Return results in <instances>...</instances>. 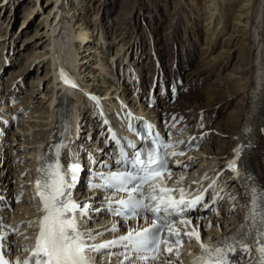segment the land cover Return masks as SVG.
Masks as SVG:
<instances>
[{
	"label": "bare ground",
	"instance_id": "6f19581e",
	"mask_svg": "<svg viewBox=\"0 0 264 264\" xmlns=\"http://www.w3.org/2000/svg\"><path fill=\"white\" fill-rule=\"evenodd\" d=\"M17 1L18 0H12L8 2L6 7L3 5V0H0V8H2L0 11L5 9L4 17H6L8 12L11 15L10 17L8 16V18H5L7 19L6 21L9 20L7 24L6 22H1L0 28H3V30H1L0 35L2 36L5 35V29L8 27L10 21H12L18 12L21 11V7L17 8ZM86 1L85 5L88 7L87 12L91 10H93V13L96 14L102 12L103 20L104 17L108 18V16L112 14L113 9L109 7L110 0ZM98 1L101 5H103V7H101V5L99 6L100 3L97 5ZM135 1L139 2V5L136 7L135 12L133 9L130 10V12H132L131 14H133L130 16V22H132V33L136 27H138V24L142 25L141 29L143 30L144 24H142L141 21H147L149 31L154 34L153 55L148 54V56H150L151 61H154V52H156V57L158 58L154 61L155 63L153 62L149 64V66L159 64L161 66L162 74H164L161 78H159V75L157 74V79L155 80L151 79L150 76L148 80H145V82L152 84L151 87L156 85L158 82L162 83L165 76L168 75L167 70L169 67L174 65V73L176 74L175 87H169L167 83L164 84L165 86L162 85L159 90L158 95L166 92L164 99L165 104L167 105L164 111L160 110V116L167 121L169 126L168 131L173 137H175V141L177 140L176 137L178 136L177 134L179 133L180 127H182L181 131H184V133H186L188 128H190V131L187 133L189 136H186L185 141L179 143V149L185 145L188 138V143L191 144L192 149L197 148L196 152L190 151V153L184 155L183 159L182 156L180 162L175 163L176 165L174 169L181 175H185L187 172L189 175L187 176L188 179L190 178L194 181L200 177L210 175L209 171L218 167L217 170L222 171L223 175H227L226 177L229 178L232 172L230 171V168L227 169V166L229 165V162L231 163L234 156H236L235 150L242 147V149H245L248 154L247 161L243 162L245 167H243V172L247 173L244 174L245 177L243 178L237 177L234 184H236L240 190L243 206L246 205L250 207V205L253 204L251 203L253 197L248 196V194L252 193V189H256V187H260L259 191L264 189V0H242V3L244 4L240 6V9L243 10H240L241 12L233 17L230 15V11L228 10L229 8L224 7V4H228L230 0H207L208 16L203 20L201 25L200 23L198 24V22H200L199 16L193 14V11L188 9V3L184 0H169V4L173 5V11L168 9L167 2H165V4L158 5L157 3L154 4L151 1L148 2V0ZM61 2L63 6V0H47L45 2L47 5L46 9H48L49 12L47 14V21L46 23H40V25L37 24L36 31L34 32L38 35V38H40L39 43L41 46L34 48V56L31 55L32 52L24 56L26 65L30 63L28 73L26 71L23 72L22 70L20 74L14 72V65H18V61H16V64L13 66L9 64L5 68V70H9L10 73H13L11 78L12 81L9 82L8 79H5V74H1L0 76V87L3 90L1 98L4 99L3 101L0 99V103L4 104V106L1 107H8L11 109L13 115L17 114L19 116V123L20 121L25 123L26 118H29L30 121L28 122L29 125H25L26 130L22 125L23 123L19 124L20 127L18 129L20 132L22 130L25 132H21V134L17 135L15 138H12L11 136L8 140L11 144L9 145V151H12L13 147H17V150L15 151H18L19 155H10L11 159L7 160L10 165H8L6 172L1 177L7 188H11L14 182L19 181L18 177H23V172L25 171V179H21L22 184L25 180L28 182L34 180V176L31 178L29 175L33 169H38L40 165L36 147L37 145L39 146V144L41 146L44 141H52L53 137L56 138L58 131H54V126H52L53 124L58 122L62 117L64 118L66 115H71V117L69 116L68 123L69 127H73L75 122L72 121V117L78 121L80 113L86 114L85 111L87 104L83 99L81 91L88 90L91 99L92 97L97 98V100L92 99L95 103H98L99 105L103 104V107L107 105L104 98L99 96L100 93L96 96L92 94L93 87L90 89V86L97 82L94 80L91 84H88L91 80L87 79L88 73L94 74L95 71L89 67L87 68L88 73L83 72L82 66L83 64L89 62V56H91L90 54H93L92 52L96 51V47L100 44L99 41H107L105 32L108 33L110 31V25L108 22H104L101 25L103 32L100 33V40L98 42H94L93 46L89 48V55L83 54L86 51L84 49L86 45L83 44L94 35L92 33V22H90L92 20H89V22H87V20L81 22L79 18H75L76 12L74 11H76L78 7L74 6V3H71V0H65V7L62 8L59 6L61 5ZM196 2L199 4L201 0H197ZM11 3L13 4L12 8L10 7ZM151 4H154L152 10L148 7H151ZM146 6L148 7L147 9L144 8ZM38 8H44L43 4L40 6V4L38 2L36 3L35 0H29L26 10L29 25L34 21V17L36 16L35 14L36 12L38 13ZM85 8L86 7L83 9ZM149 9V14L144 12ZM244 10L245 13H242ZM192 15H194L193 18L191 17ZM164 18H166V20L170 23L176 19V24H170V26H168V22L166 20L163 21ZM147 19L162 22V32L156 34L155 29L151 27V24L148 23ZM192 19H194V21ZM187 21H192L194 23L193 25H195L193 27H199V31L201 30V34H196L198 35L196 37L199 39L196 43L192 42L191 44L190 42V44H187L190 40H193L192 35H190V29L188 30L189 35L186 33L187 25L185 24H187ZM2 24H4L3 27ZM230 26H232V28L239 27V31L243 37L242 43L246 48L245 52L247 56L245 60L241 59L240 63L230 67L229 71L225 73V78L224 76L221 77V71L223 72L224 70H228L230 65L228 62L231 60L232 56H234L230 46L233 38L229 37L227 40L226 38L223 39ZM182 27L184 28L185 34H182ZM27 33L28 31L26 32V29H24L22 34L26 35ZM122 33V31L119 34L117 33L114 38L118 39ZM187 36H189V39ZM143 40L144 38L142 37V34H137L134 41H126L127 51L137 52L139 48L143 47ZM168 41H171V44L167 43ZM30 46V43H26V45L21 48V52H27L28 49L30 50ZM179 48H182V52H185L187 55L200 52L201 57L199 55L196 57L197 59L190 60L187 67L185 65L179 66ZM16 49L18 48L16 47ZM19 51L20 48L18 49V52ZM164 54L169 56L168 61H170V58L173 59V63L169 67L164 64ZM203 55L206 56L202 58ZM116 56L117 55H115V57ZM23 61L24 59H22L20 63ZM47 63L51 65L50 68H48L49 70H47L45 75H40V71L44 67V64ZM1 66L2 64L0 67ZM65 66L71 68L67 69L68 71L73 69L71 72L73 73L74 78L81 83H84L80 84L79 87L74 88L76 94L78 93V104H74L68 110L62 111L59 107H53L52 97L53 88H58L57 81L60 77V71ZM102 66L103 69H106L107 65L102 64ZM52 71L54 73V78ZM24 74L26 76L21 79L20 77ZM134 74H136L137 77L140 76V73L135 70ZM169 75H171V72H169ZM210 76H212V79ZM28 77L33 78L32 81L34 83V89H32V91L28 94L30 99H20L18 95ZM185 78L186 83L181 84L182 80ZM16 79L17 81L13 82V80ZM46 81H49L48 87L49 85H52L51 88L44 92L43 87L41 91L36 93V88L38 89L40 86L42 87ZM226 83L228 84V87L225 90L224 85H226ZM124 90L125 92L127 90L125 94L128 96L132 93L128 91L130 90L129 86L124 88ZM107 91L110 90L108 89ZM149 92L150 91H148L147 94ZM42 93L45 94V98H48L46 102L49 101L44 115L40 112V105L43 101H39L40 96L38 97V95H41ZM97 93L98 92L96 91V94ZM135 94L136 96L141 97V99H144V87H140L139 90L134 93V98ZM128 96H121L119 102H113L114 104L111 105L112 108H116L117 110L120 107L118 112L122 116H124V110L128 109L129 111H132V109H134L132 103H126L130 102V100L126 101L128 100ZM13 98V104L9 105L7 100L13 101ZM33 102L34 104H32ZM31 104L34 109H30L32 106ZM142 105L139 108L140 113L148 115L151 109L148 110L146 107L143 109L144 107ZM210 107L212 108L211 110ZM107 109H109V107L107 108L106 106L105 112ZM82 110H84V112ZM208 111H211V114L208 115V121H206L203 119V116L207 115ZM220 113L224 116L217 119V115ZM1 114L3 115V113ZM36 114H39L38 117L43 119L41 120L42 122L38 120ZM194 114L196 118L193 122V119L190 120V118ZM82 117L84 120V115ZM6 119H9L8 116H6ZM32 122H34V124H32ZM213 122V126H210ZM27 126L36 130V133H34L37 135V139L31 140L34 133L28 136L26 131L31 129ZM251 126H253L251 133L248 135L244 134V130ZM211 127L216 128V133L209 132ZM217 130L219 131L218 133ZM181 137L182 134H179V138ZM205 141L209 144L204 150V154L207 156L212 155L211 159H214V164H212L211 160L210 163L205 165V162H207L210 158L200 155L202 149L201 145L205 144ZM92 145L93 144L91 143V146ZM91 148L93 149L94 147ZM7 149L8 147H6V150ZM192 152H195L196 154L194 153L195 155L191 156ZM23 153L26 154L24 160H22ZM40 153L44 155L45 149L40 151ZM65 156L66 155H63V153H60L58 157L59 161L61 162ZM179 156L180 155H178L177 158ZM32 157L34 159H32ZM199 168H202L203 172L206 170L209 171L207 173H203L198 171ZM247 168L248 171H246ZM177 184L178 186H183L184 182L180 179ZM229 187L230 186L224 188V197L231 199V202L224 204L223 199L225 198H220L213 203L211 211L208 215L204 216L202 221L199 220V218L200 215L207 212L205 210L199 211L195 215L197 217L193 220L195 225L200 223L202 229H206L208 234L212 237L211 239L222 240L225 236H228L230 232H240L252 221L253 208H249L248 212L245 213L244 208L239 212V210H237L238 206H230L232 203L236 204L237 197L233 198L235 192L232 193L233 190L228 189ZM24 190H27L28 192L22 193V197H24L23 199L21 198L22 202L20 203V205L23 206L22 208L29 207L30 202H27V200L32 196H28L30 192L29 189L24 188ZM9 195L12 198L14 197L13 193H10ZM89 199L91 198L87 196L85 198V202L89 201ZM256 206L259 207L258 202H256L255 207ZM29 210L30 215H28L32 216L35 213V210L31 207H29ZM16 212L19 214L18 220L13 223L12 226L18 225L19 222H22V224L17 226L18 233L13 234L10 247L12 251H16L17 253L22 251L23 247L21 244H24L25 242V238L18 239L19 233L26 235L27 232L33 228L32 225L29 226V221L33 217H27V215L25 216V214H22V212L20 210L18 211V209ZM193 241H197L195 237ZM187 246H176L174 251H178L180 254L182 250H185L183 253V257H185L187 253ZM190 246L193 247L192 245ZM242 253L243 254L240 255L242 262H239V264H250L253 251H242ZM244 254H246V256L243 258ZM150 264H160V262L156 261L151 262Z\"/></svg>",
	"mask_w": 264,
	"mask_h": 264
},
{
	"label": "snow or ice",
	"instance_id": "6c2138e0",
	"mask_svg": "<svg viewBox=\"0 0 264 264\" xmlns=\"http://www.w3.org/2000/svg\"><path fill=\"white\" fill-rule=\"evenodd\" d=\"M61 78L65 80V83H71L72 87H78L68 80L63 70H61ZM92 99L97 100L96 97ZM105 123L108 122L105 121ZM112 138L116 139L114 135ZM153 143L155 147L146 151L137 150L131 154V157L121 149L118 163L126 165L125 171L109 172L107 175L98 173L97 176L104 183L89 185L91 189L104 188L115 193H125L126 199L114 201L118 207L112 208V214L135 218L138 215L150 213L149 226L140 230H131L116 240L90 244L89 240H94L95 235L85 226V222L89 218V213L98 211V209L88 203L78 202L72 193L82 166L74 158L66 165H61L57 159L55 164H42L38 169L41 175L36 181V192L41 203L42 216L34 248L22 249V252H30L25 260L5 259L8 255V250L5 248L8 238L0 235V264H93V253H99L102 249H110L118 245L137 254H151L150 256L137 255L136 259L156 261L161 255L171 256L173 248L168 245L174 243L181 246L183 244L179 232L173 231L176 225L173 217L183 216L196 205L202 204L204 196L200 195L195 199L186 200L187 193L184 189H173L167 186V180L171 179L172 175L168 167L170 157L184 155L183 151H169V149H175L182 141L174 144L159 139L157 134V139ZM129 146L136 148V145L131 142ZM236 157L239 158V149L236 150ZM229 168L239 175L235 159L229 164ZM216 183L213 181L209 188L214 187ZM257 197L259 209L255 207ZM112 202L113 200L109 198L110 205ZM252 203V222H256L257 214H259L257 229L249 233L246 227L244 232L233 237L235 243L225 245L224 241H214L205 245L201 242L200 255L193 261V264H232L226 257L238 250L245 252L255 250L257 264H264V189H261L259 193H254ZM183 222L182 220L181 223ZM31 223L33 222L30 221L29 226ZM2 227L7 226L0 224V228ZM164 228H168L169 231L166 236L162 237ZM111 231L115 232L116 228L113 227ZM184 235L188 236L189 240L195 237L198 242L201 241L196 229L185 232ZM246 235L254 241V249L249 247L244 238ZM161 243L166 245L163 252H161ZM175 255L179 256V252L176 251ZM125 259L131 261L132 257L126 255Z\"/></svg>",
	"mask_w": 264,
	"mask_h": 264
},
{
	"label": "rangeland",
	"instance_id": "374dc122",
	"mask_svg": "<svg viewBox=\"0 0 264 264\" xmlns=\"http://www.w3.org/2000/svg\"><path fill=\"white\" fill-rule=\"evenodd\" d=\"M80 1V2H79ZM78 1V9L76 10V11H79V15H80V19H81V22H84L85 20H87V22H89V20H92V21H90V22H92L91 24H92V29L95 31V32H97L98 30H99V27L104 23V22H108V24L110 25V33H109V36H110V42H111V45H110V49H113L114 51H116V54L115 55H118V53H119V55L121 56V58H122V54H123V50H122V48L124 49V46L126 45V41H129V40H133L134 41V39L136 38V36H137V34H142V37L144 38V40H143V47H146V48H148L149 46H148V44H149V42H153L154 41V34H152L150 31H149V29H148V27H147V21L145 20V21H141V23L142 24H144V26H143V30L141 29V24L139 25L138 24V27H136V29L134 30V32L132 33V22H130V16H132L133 14H131L132 12H130V10L131 9H133L134 10V12L136 11V7L139 5L138 3L139 2H136L135 0H110V5H109V7L111 8V9H113L112 10V14L110 15V16H108V18H105L104 17V20H103V17H102V12H100L99 14H96V13H93V10H91V11H88L87 12V10H88V7L85 5L86 4V0H79ZM86 1V2H85ZM109 1V0H108ZM149 1H151V2H153L154 4H165V2H167V7H168V9H170L171 11H173V5L172 4H169V0H148V2ZM184 1H186V3H188V9H190V11H193V14H196V15H198L199 16V21L200 22H198V24L200 23V25H201V23L203 22V20L208 16V14H207V9H208V3H207V0H201V2H199V4H197V0H184ZM228 1V0H227ZM227 1H225V2H227ZM46 1H44V3H43V7L44 8H38V13L40 14H36V16L34 17V21L29 25L28 23H27V25H26V27L24 28V29H26V32L28 31V33L24 36L25 37V42H27V44H31V46H30V50L28 49V51L27 52H24V54L25 55H28L30 52H32L31 53V55L32 56H34L35 55V51H34V48L35 47H40L41 46V44L39 43V39L40 38H38V35L36 34V33H34L35 31H36V25L38 24V25H40V23H46V21H47V14L49 13L48 12V9H46V7H47V5H46V3H45ZM100 2L98 1L97 2V5L99 4ZM154 4H151V7L150 6H148L151 10H152V8H153V6H154ZM242 4H244V3H242V0H230L229 1V3L228 4H224V7H228L229 9V11H230V15L233 17V16H235V15H238V13H240L241 11L240 10H243V9H240V6L242 5ZM85 5V6H84ZM101 5V3L99 4V6ZM98 6V7H99ZM84 7H86L85 9H83ZM101 7H103V5H101ZM147 6L146 7H144L145 9H147L148 8ZM246 7V6H245ZM0 9H2V8H0ZM150 9L149 10H145L144 12H147V14H149V11H150ZM39 10H40V12H39ZM93 13V14H92ZM242 13H245V10L242 12ZM95 14V15H94ZM0 26H1V22H6V20L7 19H5L6 17H4V15H5V13H4V15L2 16V13H1V11H0ZM39 15V16H38ZM192 18L194 17V15H192L191 16ZM76 18V17H75ZM74 18V19H75ZM33 19V18H32ZM195 19V18H194ZM194 19H192L193 21H194ZM148 20V23L149 24H151V27L152 28H154L155 29V33L157 34H159V33H161L162 32V29H163V27H162V22H156V21H154V20H149V19H147ZM164 20H166V18H164L163 19V21ZM9 21V20H8ZM151 21V22H150ZM167 21V20H166ZM144 22V23H143ZM168 23H167V25L168 26H170V24H176V19L175 20H173V22L172 23H170L169 21H167ZM192 22V21H191ZM190 21H187V24H185V25H187V32L186 33H188V35H189V32H188V30L190 29V35H192V38H193V40H190L187 44H190V42H191V44H192V42H194V43H196V42H198L199 41V39H198V37H196V36H198V35H196V34H201V30L199 31V27H193V26H195V25H193L194 23L192 22L191 23ZM5 24V23H4ZM4 24H2V27L4 26ZM6 24H7V22H6ZM126 24H128V25H126ZM192 24V25H191ZM29 25V26H28ZM165 25V24H164ZM6 26V25H5ZM140 26V27H139ZM28 27V28H27ZM128 27V28H127ZM131 27V28H130ZM189 27V28H188ZM5 28V27H4ZM23 29V30H24ZM1 30H3V28L1 29L0 28V31ZM23 30H22V33H23ZM191 30H193V31H191ZM121 31L123 32L122 34H120V37L118 38V39H116V38H113V37H115V35H117V33L119 34V33H121ZM182 34H185V32H184V28L182 27ZM3 34V33H2ZM114 34V35H113ZM234 34V35H233ZM43 36V35H42ZM148 36H150V37H148ZM39 37H41V36H39ZM105 37H106V35H105ZM188 37V39H189V36H187ZM186 37V38H187ZM229 37L231 38H233V41L231 42V48H232V54H234V56H232V58H231V60L228 62V64H230L229 65V68H228V70H224L223 72L221 71V77H225V73L226 72H228L229 71V69H230V67H232V66H234L235 64H238V63H240L241 62V59L243 60H245L246 59V48H245V46H244V44L242 43L243 42V40H242V36H241V32L239 31V27L238 28H232V26H230L229 28H228V32L224 35V37H223V39L224 38H226V40L227 39H229ZM101 38V37H100ZM107 38H109V37H107ZM106 38V39H107ZM150 38V39H149ZM93 39V38H92ZM95 39V38H94ZM149 39V40H148ZM23 40V39H22ZM125 40V41H124ZM148 42V43H147ZM171 42V41H170ZM169 41L167 42V43H169V44H171ZM22 43V42H21ZM94 43V42H93ZM98 44V43H97ZM106 44V43H105ZM125 44V45H124ZM141 44V43H140ZM99 45V44H98ZM150 45H152V44H150ZM18 46V45H17ZM16 46V47H17ZM23 47V46H22ZM21 47V48H22ZM143 47H141V48H143ZM33 48V49H32ZM43 48V47H42ZM141 48H139V50L141 49ZM37 49V48H36ZM83 49V48H82ZM90 50V49H89ZM100 50V48H98V47H96V51H99ZM138 50V51H139ZM95 51V52H96ZM137 51V52H138ZM178 51H179V53H180V55L178 56V60H179V63H178V65L179 66H186L187 67V64H188V62L190 61V60H192V59H197L196 57L197 56H199L200 55V57H201V54H200V52H196V53H192V55H187L185 52H182V48H179L178 49ZM94 52V53H95ZM101 52V51H100ZM137 52H131V54L132 55H134V53L136 54ZM127 53V52H126ZM182 53V54H181ZM148 54H149V52H148ZM147 54V55H148ZM239 54H240V56H239ZM103 55L104 56H107V57H102L101 55H100V57H99V55H97V54H93L92 55V60H90L89 59V63H91V65H96L97 66V68L96 69H94L92 66V69L93 70H95V73L93 74L94 76V78H93V80H95V81H98L100 84H102V85H99V86H101V88L102 89H105V88H107V87H111V80H109V78L108 77H105L102 73L104 72V73H110L111 74V72H110V67L108 66V65H110V64H108V62L107 61H109V54H107V52H104L103 53ZM115 55L113 56V58H112V61H115V59H116V57H115ZM153 55V54H152ZM206 55H203L202 56V58H204ZM102 57V58H101ZM138 57V56H137ZM150 57V56H149ZM240 57V58H239ZM89 58H90V56H89ZM99 58V59H98ZM101 58V59H100ZM213 58V57H212ZM22 59H24V61L22 62V63H20V62H18V64L19 65H14V72H16L17 74H20L21 73V70L23 71V72H27L28 73V71H29V67H30V63H28L27 65H26V61H25V57L24 58H22ZM114 59V60H113ZM156 59H158L157 57H156ZM156 59L154 60V61H156ZM168 59H169V56H167V55H165L164 54V58H163V60L165 61V60H167L168 61ZM103 60V61H102ZM111 60V59H110ZM92 61V62H91ZM183 61H184V64H183ZM24 62H25V64H24ZM107 62V64H105ZM145 62H147V60L145 61ZM153 63V62H152ZM155 63V62H154ZM14 64H16V61H15V63ZM102 64L103 65H107L106 66V69H103V66H102ZM183 64V65H182ZM26 65V66H25ZM99 65H101V66H99ZM155 64H153L152 66H154ZM50 64H44V67L42 68V70L40 71L41 72V74L40 75H45V73L47 72V70H49L48 68H50ZM111 66V65H110ZM160 66V65H159ZM90 67V68H91ZM161 67V66H160ZM98 68H100L101 69V71H100V69H98ZM135 70V69H134ZM4 72H3V74H5L6 75V77H7V74H9L10 73V71L9 70H3ZM135 71H137V72H139V70H135ZM13 73H10L9 75H8V80H9V82L11 81V78H12V75ZM15 74V73H14ZM26 74V73H25ZM22 75V78L21 79H23L24 78V76H26V75ZM89 74V73H88ZM159 75V74H158ZM9 76H10V78H9ZM210 78L212 79V76H210ZM226 78V77H225ZM28 79H30L29 77L26 79V80H28ZM25 80V81H26ZM225 80H227V79H225ZM224 80V81H225ZM48 82L49 81H46L45 83H46V87L47 88H45L44 87V85H45V83H44V85H43V87H44V90H47V89H49L48 88ZM92 82L90 81V82H88V84H91ZM186 83V78L185 79H183L182 80V82H181V84H185ZM33 85H34V83H33ZM32 85V86H33ZM108 85H110V86H108ZM113 85V84H112ZM51 86L52 85H49V87L51 88ZM224 87H225V90L227 89V87H228V84L226 83V85H224ZM111 88H116V87H111ZM125 88V87H124ZM32 89H34V87L32 88ZM39 89V88H38ZM109 90H111L110 88H108ZM107 89V90H108ZM51 90V89H50ZM32 90H30V92H31ZM26 93H27V91H26ZM37 93V92H36ZM89 94V93H88ZM96 94V93H95ZM94 95V94H93ZM129 97L130 96H128V100H126V101H129ZM91 98V97H90ZM105 99V98H104ZM172 100V99H171ZM41 101V100H40ZM43 101V100H42ZM125 101V102H126ZM132 100H130V102H131ZM173 101V100H172ZM171 101V102H172ZM130 102H126V103H130ZM173 102H175V101H173ZM47 109V103H45L44 104V102H42V104L40 105V112H42L43 113V115L45 114V110ZM212 108L210 107V110H211ZM118 110H120V107H119V109ZM83 112H84V110H82ZM85 114V113H84ZM209 114H211V111H208L207 112V116L209 115ZM39 116V114H36V117L38 118V120H40V122H42L41 120H43L42 118H40V117H38ZM224 115L223 114H219V115H217V119L218 118H222ZM82 117V116H81ZM35 119V118H34ZM208 119V118H207ZM25 121H29V120H25ZM208 121V120H207ZM216 121V120H215ZM214 121V122H215ZM30 122V121H29ZM214 122L210 125V126H213V124H214ZM26 124H28V122L26 123ZM25 124V125H26ZM32 124H34V122H32ZM29 125V124H28ZM30 129H31V127H29ZM211 128H213V127H211ZM214 129L215 130H210L209 132H213V133H216V128L214 127ZM23 132H25L24 130H22ZM29 131V130H28ZM208 131V130H207ZM35 132H36V130H35ZM219 131L217 130V133H218ZM37 135H32V139L31 140H34V139H37V137H36ZM35 137V138H34ZM40 145V144H39ZM199 151H200V149H199ZM25 153V152H24ZM22 154V156L23 157H25V155L26 154ZM14 154H18L19 155V153H18V151H15V153ZM24 163V162H23ZM22 163V164H23ZM24 165V164H23ZM29 173V172H28ZM29 177H30V175H29ZM231 190H233L232 191V193L233 192H235V194L233 195V198L234 197H237L238 195H237V193H236V190L235 189H232L231 188ZM235 190V191H234ZM231 195V196H232ZM231 205H234L233 203L232 204H230V206Z\"/></svg>",
	"mask_w": 264,
	"mask_h": 264
}]
</instances>
